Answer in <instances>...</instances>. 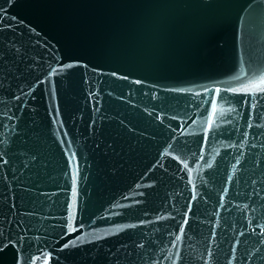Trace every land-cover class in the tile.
Masks as SVG:
<instances>
[{
    "label": "water",
    "instance_id": "95a60500",
    "mask_svg": "<svg viewBox=\"0 0 264 264\" xmlns=\"http://www.w3.org/2000/svg\"><path fill=\"white\" fill-rule=\"evenodd\" d=\"M264 0H0V264H264Z\"/></svg>",
    "mask_w": 264,
    "mask_h": 264
},
{
    "label": "snow or ice",
    "instance_id": "6c2138e0",
    "mask_svg": "<svg viewBox=\"0 0 264 264\" xmlns=\"http://www.w3.org/2000/svg\"><path fill=\"white\" fill-rule=\"evenodd\" d=\"M261 83H264V80H262Z\"/></svg>",
    "mask_w": 264,
    "mask_h": 264
}]
</instances>
